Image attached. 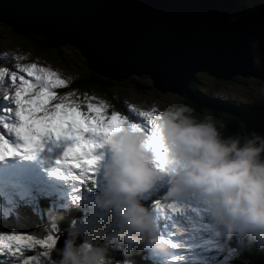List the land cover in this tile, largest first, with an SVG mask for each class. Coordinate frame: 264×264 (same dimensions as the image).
Here are the masks:
<instances>
[{
    "label": "clouds",
    "instance_id": "1",
    "mask_svg": "<svg viewBox=\"0 0 264 264\" xmlns=\"http://www.w3.org/2000/svg\"><path fill=\"white\" fill-rule=\"evenodd\" d=\"M259 45V40L251 43L253 63L264 70ZM191 113L186 105L161 109L158 141L127 125L106 137L94 204L111 222L94 223L87 243H78L80 230L70 223L53 264H120L113 262L112 252L121 244L167 253L160 216L144 199L164 178L171 197L197 193L208 205L210 222L228 241L235 237L250 254L264 251V134L253 131L243 141L225 137L216 125L197 121ZM60 219L53 214L55 225Z\"/></svg>",
    "mask_w": 264,
    "mask_h": 264
},
{
    "label": "water",
    "instance_id": "2",
    "mask_svg": "<svg viewBox=\"0 0 264 264\" xmlns=\"http://www.w3.org/2000/svg\"><path fill=\"white\" fill-rule=\"evenodd\" d=\"M0 22L49 45L69 44L88 67L116 80L146 73L159 91H175L195 103L226 108L244 132L264 134V100L236 109L188 91L196 70L218 78L251 75L253 40L264 63V0H0ZM254 264H264L258 257Z\"/></svg>",
    "mask_w": 264,
    "mask_h": 264
},
{
    "label": "snow or ice",
    "instance_id": "3",
    "mask_svg": "<svg viewBox=\"0 0 264 264\" xmlns=\"http://www.w3.org/2000/svg\"><path fill=\"white\" fill-rule=\"evenodd\" d=\"M0 59L19 57H9L5 53ZM0 82H3L0 87L8 89L7 93H0V159L21 150L34 158L46 145L63 146L62 155L55 160L54 174L75 182L80 188L91 191V187H86L89 180L99 188V168L106 157L105 141L111 132L127 125L143 133L149 141H158L162 135L155 107L137 110L129 105L127 114L109 113V103H93L96 97L85 94L80 101L71 98L74 93L60 95L56 90L68 87V82L49 67L36 63L11 68L3 66L0 67ZM55 100L60 102L53 103ZM5 131L14 134L18 143L6 138ZM153 146L159 147L155 143ZM159 207L156 205L157 212ZM51 227L58 231L55 224ZM58 239L52 234L41 237L0 234V257H4L0 264H24L25 260L53 264ZM28 252L35 255L27 256Z\"/></svg>",
    "mask_w": 264,
    "mask_h": 264
},
{
    "label": "trees",
    "instance_id": "4",
    "mask_svg": "<svg viewBox=\"0 0 264 264\" xmlns=\"http://www.w3.org/2000/svg\"><path fill=\"white\" fill-rule=\"evenodd\" d=\"M238 1H244L247 5L250 6H258L261 4V0H238ZM0 36L2 34L0 33ZM19 36L20 38H18ZM16 37L21 40L23 43V46L27 50H31V54H37L40 56H49L54 54L55 56H58L57 49L60 47H54L52 45L48 44V41H45V37L40 36L38 34L28 33V34H21L19 33ZM22 38V39H21ZM68 47L72 50H74V47L68 45ZM51 49L53 52L52 54L47 53ZM55 58V57H54ZM75 58V56H74ZM77 62L80 63V66L82 67L81 72L78 74L70 73L71 78L67 81L68 87L66 88H60L57 89L59 94H63L64 91L67 89H72V93H77L78 96H72L77 97L80 101L83 100V93H80V91H92L95 94L99 95L104 101L108 103H113L115 106H117V110L119 112L124 111L125 107V99L124 94L128 95L131 91L133 92H139L140 86L142 85V82L140 81V77H145V74L135 76L134 74L127 75L125 77H119V80H116L108 75H101L98 72L94 71L90 67L86 66L87 61L86 59L80 54H77L76 56ZM65 64L67 62L63 61ZM203 72H198L195 74V79L191 81L188 84V90L202 95L204 97H207L209 99H212L214 101H217L219 103L225 104L227 106H230L232 108L236 109H246L248 108L253 101L250 102H238L235 101L234 98L228 97V95L219 94L217 93L219 85H216L211 88H203L202 86L203 80L202 77H204ZM214 81L217 80L216 78H213ZM261 81V80H260ZM262 82V81H261ZM151 83V82H150ZM263 83V82H262ZM155 88V87H154ZM1 89V87H0ZM76 89V90H74ZM255 101V100H254ZM175 102V107L177 106H188L192 109V115L197 121L202 122H208L216 125V127L221 131L222 135L227 137L232 134H236L242 141L244 140V136H246V133L244 132L243 123L241 120L238 119V117L231 112H229L226 108H220L216 109L214 105L212 104H196L194 103L190 98L184 97L181 94L174 95L173 101L170 104V106ZM169 106V107H170ZM114 109L109 108L108 112L112 111ZM70 216L68 214H60L61 219L59 220L60 224V230L62 227L69 226L70 223L75 221H80L84 224V227L90 225V219L94 220V223H102L104 225H109L111 220H109L105 215H102L96 207L95 204L88 205V208L85 210H82L81 207L78 208H72L70 210ZM62 218H66V220H63ZM13 222V219H7L6 220V226H11ZM40 226V225H38ZM31 233L36 236L41 235L40 228H32L30 229ZM61 232V231H59ZM235 237L230 241L233 246L238 250V245L235 242ZM117 252H118V258L117 260H114L115 262H120V264H123L124 258H123V250L124 245H117ZM261 256L264 257V251H261ZM242 257V258H241ZM257 257V255H250L248 252H240L239 253V259L236 260L235 257H232L230 264H242L244 259H251V258ZM139 262H147L146 264H152L150 261H147L146 258H139ZM113 261V262H114ZM134 264H139L137 261L134 262ZM254 264V262H253Z\"/></svg>",
    "mask_w": 264,
    "mask_h": 264
},
{
    "label": "rangeland",
    "instance_id": "5",
    "mask_svg": "<svg viewBox=\"0 0 264 264\" xmlns=\"http://www.w3.org/2000/svg\"><path fill=\"white\" fill-rule=\"evenodd\" d=\"M238 1V0H237ZM240 3H245L244 1H239ZM261 5V4H260ZM248 6V5H247ZM259 6V5H258ZM0 33L2 36H0V56H3V54H8L9 57H19V59H12V60H4L0 59V67L7 66V67H13L15 65H26L28 63H36L38 66L43 67H49L57 72L60 73L61 78L68 81L71 76L70 73L78 74L81 72L82 67L80 66V63L77 62L76 56L79 54L78 50L74 48V50L70 49L68 47L69 44H60L57 43L56 47L60 45V47L57 49L58 56H55L52 54L53 52L51 49L47 53H50L52 55L49 56H40L37 54H31V50H27L23 43L21 42L19 36H17L19 33L11 29L9 26H7L4 23H0ZM18 38H17V37ZM22 39V38H21ZM71 46V45H70ZM72 47V46H71ZM75 56V58H74ZM81 56V55H80ZM55 57V58H54ZM82 57V56H81ZM63 61L67 62L65 64ZM134 74L135 76H139L142 74H145L144 72L140 74L136 73H128V75ZM214 77L208 74H204V77H202L203 88H211L213 86L219 85L217 93L228 95V97L234 98L235 101L238 102H250V101H257V100H264V83H262L258 78L251 76V75H240L235 74L233 77L230 78H218L215 77L217 80L214 81ZM140 81L142 82V85L139 87V92H133L131 91L128 93V95L124 94L125 106H135L136 108H139L140 110H151L153 107L157 109V114L161 109L169 108L170 104L173 101L174 95L177 94L175 91H169V90H162L159 91L157 88H154L150 82H152V79L146 75L145 77H140ZM2 83V82H0ZM76 90V89H74ZM66 93H72V89H67L63 92V94ZM80 93H83V98L85 94H87L90 97H96L97 100L93 101V103H98L99 101H104L99 95L95 94L94 92L88 90V91H80ZM179 94V93H178ZM73 96H78L77 93H74ZM72 99H77V97H73ZM255 100V101H254ZM111 109H114L112 111H119L117 110V106H115L113 103H109ZM170 107H175V102ZM222 109V108H221ZM246 136H244V140L248 138L249 131L245 132ZM229 136H236V134H232ZM63 220H66V218H62ZM28 228H37L38 223H35L34 225L25 223L24 224ZM77 227L80 230L81 237L78 243L85 242L87 243L89 240V234L86 232H83V227L79 222L76 223ZM13 224H11V227ZM40 228V227H39ZM67 229L65 228L59 233L56 234L59 239L57 241L56 249L60 248V239L63 234H67ZM38 237H41L38 236ZM66 236L64 237L65 240ZM237 243L236 238L234 239ZM238 249L241 250L239 244ZM126 250V249H124ZM233 249H226L224 253V258L222 262L219 264H230L231 263V256L236 254V260L239 259V253L240 252H246V251H236ZM129 252V251H128ZM128 252L123 253V258L125 261H123V264H134L135 261H137L139 264H146L147 262H139L137 257L135 255H130ZM247 253V252H246ZM27 256H34V252H28L25 253ZM250 254V253H249ZM250 255H257L255 258L251 259H244L242 264H253V262L256 261L258 257H261V251H254ZM118 258V252L117 247L115 246L113 252H112V259L117 260ZM242 258V257H241ZM4 257H0V261H2ZM149 261V260H147ZM24 264H42V261L40 260H32V261H24Z\"/></svg>",
    "mask_w": 264,
    "mask_h": 264
},
{
    "label": "bare ground",
    "instance_id": "6",
    "mask_svg": "<svg viewBox=\"0 0 264 264\" xmlns=\"http://www.w3.org/2000/svg\"><path fill=\"white\" fill-rule=\"evenodd\" d=\"M261 3H262V0H261ZM198 72H203V73H206V74H208V75H211V76H213L212 74H210V73H208V72H206L205 70H196L195 72H194V74H193V78L192 79H189L188 80V83H187V87H188V84L191 82V81H193L194 79H195V74L196 73H198ZM214 77V76H213ZM215 78V77H214ZM189 91V90H188ZM195 103V102H194ZM196 104H200V103H196ZM251 106V105H250ZM249 106V107H250ZM248 107V108H249ZM248 108H246V109H248ZM246 109H243V110H246ZM239 119V118H238ZM240 120V119H239ZM242 122V121H241ZM243 123V122H242ZM250 133L251 132H253V131H249ZM65 236H67V234H63L62 236H61V239H60V248H63V246H64V237ZM59 248V249H60ZM53 256H54V259L55 260H58L59 259V257H58V255H57V251H55V252H53ZM261 257H263V256H261ZM264 258V257H263Z\"/></svg>",
    "mask_w": 264,
    "mask_h": 264
}]
</instances>
